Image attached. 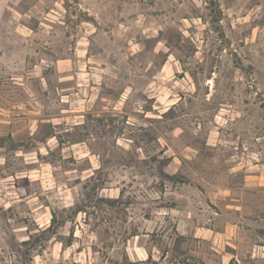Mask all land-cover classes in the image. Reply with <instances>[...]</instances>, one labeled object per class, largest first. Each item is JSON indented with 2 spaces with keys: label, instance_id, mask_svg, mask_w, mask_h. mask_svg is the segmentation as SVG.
Masks as SVG:
<instances>
[{
  "label": "rangeland",
  "instance_id": "rangeland-1",
  "mask_svg": "<svg viewBox=\"0 0 264 264\" xmlns=\"http://www.w3.org/2000/svg\"><path fill=\"white\" fill-rule=\"evenodd\" d=\"M233 134L264 0H0V264H264Z\"/></svg>",
  "mask_w": 264,
  "mask_h": 264
},
{
  "label": "crops",
  "instance_id": "crops-1",
  "mask_svg": "<svg viewBox=\"0 0 264 264\" xmlns=\"http://www.w3.org/2000/svg\"><path fill=\"white\" fill-rule=\"evenodd\" d=\"M242 135H248L245 137L244 146L241 147ZM233 134V138L236 143V150H233V175H237L242 181L236 184V188L240 190L248 189L254 184L262 185L264 188V154L262 155L263 162L258 169V164L251 163V156L253 151L260 150L264 153V134ZM256 150V151H255ZM243 154V160H240V155Z\"/></svg>",
  "mask_w": 264,
  "mask_h": 264
},
{
  "label": "trees",
  "instance_id": "trees-1",
  "mask_svg": "<svg viewBox=\"0 0 264 264\" xmlns=\"http://www.w3.org/2000/svg\"><path fill=\"white\" fill-rule=\"evenodd\" d=\"M54 220H55V217L53 216L52 217V220H51L50 226H48L45 230H47V229L50 230L52 228V225H53Z\"/></svg>",
  "mask_w": 264,
  "mask_h": 264
}]
</instances>
